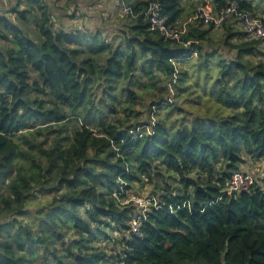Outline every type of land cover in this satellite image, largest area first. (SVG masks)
Listing matches in <instances>:
<instances>
[{
    "label": "trees",
    "instance_id": "1",
    "mask_svg": "<svg viewBox=\"0 0 264 264\" xmlns=\"http://www.w3.org/2000/svg\"><path fill=\"white\" fill-rule=\"evenodd\" d=\"M76 1L0 9V264H264V183L226 194L264 162V36L232 17L214 40L202 0L186 29L192 0H114L130 12L113 30L64 24ZM151 3L179 40L149 30ZM212 3L264 26V0ZM200 87L206 117L186 108Z\"/></svg>",
    "mask_w": 264,
    "mask_h": 264
},
{
    "label": "built area",
    "instance_id": "2",
    "mask_svg": "<svg viewBox=\"0 0 264 264\" xmlns=\"http://www.w3.org/2000/svg\"><path fill=\"white\" fill-rule=\"evenodd\" d=\"M63 1L67 2L69 0ZM121 8L124 15H127L130 12L125 6H121ZM194 14V19L202 20L205 25L212 24L216 28H219L222 23L234 17L240 22L247 40L258 39L259 37L264 36V26L259 21L254 20L250 14H240L235 3H231L225 8H221L217 11L204 6H199L196 8ZM145 20L148 22L150 31L173 40L180 39V34L182 32L179 33L167 26L166 18L163 16L159 4L151 3L149 5ZM254 180L255 179L250 171L246 169L234 170L229 177L226 194L231 196L248 192L253 185ZM139 222V218L134 219L132 222V232H134L136 236L139 235Z\"/></svg>",
    "mask_w": 264,
    "mask_h": 264
},
{
    "label": "rangeland",
    "instance_id": "3",
    "mask_svg": "<svg viewBox=\"0 0 264 264\" xmlns=\"http://www.w3.org/2000/svg\"><path fill=\"white\" fill-rule=\"evenodd\" d=\"M198 0H192V1H188L187 3V6L185 7L186 8V11L185 13L183 14V16L181 17V22L180 24H182V26H185L184 28L186 29V26H187V23L191 22V19L189 18L188 14H192L193 10L190 9V3H193L195 4ZM202 1H205L206 2V5L204 7L206 8H210L211 10L214 9V6H213V3H212V0H202ZM264 4H261L260 6H257V11L255 12V18H258L259 20H263L264 21ZM201 6V5H200ZM120 10H122L121 6L119 8ZM190 9V10H189ZM116 11V10H115ZM56 14L57 16L60 17L61 21H63V19L65 18H62V17H65L66 13H68L69 16H67V20L66 21H63L64 24H68V25H73L74 24V19L76 16H72V11H63L62 9L60 11H56ZM117 14V12L115 13ZM195 16V15H194ZM193 16V17H194ZM70 18V19H69ZM73 18V19H72ZM254 18V17H253ZM234 19H232V22H235L233 21ZM110 24H112L113 28L115 29H118L122 26V19L121 17L117 14L115 16H113L112 18H109V21H108ZM107 22V23H108ZM115 24V25H114ZM235 25V27H239L241 29V27L238 25V24H233V26ZM224 29L223 27L221 28H217V29H214L213 31H211L210 35L211 37L214 39V40H218L219 37L221 35L224 34ZM194 58H196V55H193ZM197 75H195L191 81V88L189 90L190 93L193 92L194 88V81H196V83L198 82L197 81ZM211 87V86H210ZM209 87V88H210ZM170 98H172L174 96V91L171 89L170 91ZM193 97H196V96H199L201 97L200 100H197L196 103H192L191 105H188L186 108L191 111V112H194L196 114H198L199 116H209V115H212V110H209L210 108V104H204V102L202 100H204L203 96H204V93L201 92V87L197 90V91H194V93L192 94ZM184 96H180V98L178 99L180 102L182 100ZM246 170L250 171L253 175V178L255 180H258L259 182H261L262 184L264 183V162L262 164L260 163H256V164H253V166H249V167H245ZM152 192V186L149 185V184H145L144 187L141 189L140 187L138 186H134V189H132L129 193H128V202H132L135 206H137L138 208H143L145 206V204L147 203L148 201V196L151 194ZM44 202V198L40 197V198H37V199H33L32 201L29 202V206L31 207H35L41 203Z\"/></svg>",
    "mask_w": 264,
    "mask_h": 264
},
{
    "label": "crops",
    "instance_id": "4",
    "mask_svg": "<svg viewBox=\"0 0 264 264\" xmlns=\"http://www.w3.org/2000/svg\"><path fill=\"white\" fill-rule=\"evenodd\" d=\"M10 3H13V0H0V9H6ZM119 8L114 0H80L76 1L75 7L71 5L70 11H72V16H76V25H81L82 23L92 25L96 23L94 20L98 18L100 22L104 21L102 26L104 29L113 30L114 26L108 21L113 15L118 14L121 18L124 16V13ZM116 12L117 14H115ZM192 18L194 19V17Z\"/></svg>",
    "mask_w": 264,
    "mask_h": 264
}]
</instances>
